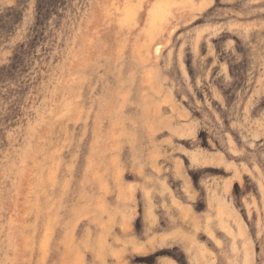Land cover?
<instances>
[{
  "label": "rangeland",
  "instance_id": "rangeland-1",
  "mask_svg": "<svg viewBox=\"0 0 264 264\" xmlns=\"http://www.w3.org/2000/svg\"><path fill=\"white\" fill-rule=\"evenodd\" d=\"M251 263L264 0H0V264Z\"/></svg>",
  "mask_w": 264,
  "mask_h": 264
},
{
  "label": "bare ground",
  "instance_id": "bare-ground-1",
  "mask_svg": "<svg viewBox=\"0 0 264 264\" xmlns=\"http://www.w3.org/2000/svg\"><path fill=\"white\" fill-rule=\"evenodd\" d=\"M172 1H173V0H172ZM128 2H129V1H128ZM163 3H164V2L162 1L161 6L163 5ZM125 4H128V3H125ZM129 4H131V3H129ZM157 4H158V3H157ZM159 4H160V2H159ZM159 4H158V6H159ZM155 5H156V4H155ZM130 6H131V5H130ZM161 6H160V8H161ZM128 7H129V5H128ZM132 7H134V6H132ZM132 7H131V8H132ZM162 7H163V6H162ZM131 8H128V9H129L128 11H127V9L125 8V9H126V12H129V11H130L129 14L132 13V10H133L134 8H133V9H131ZM157 8H158V7H157ZM163 9H164V8H163ZM166 9H167V8H166ZM151 10H153V7H152ZM151 10H150V13H151V12L153 13V11H151ZM156 10H157V9H156ZM156 10H155V11H156ZM167 10H168V9H167ZM133 11H134V10H133ZM126 12H125V10H124L123 14L126 13ZM134 12H135V11H134ZM163 12H164V11H163ZM163 12H162V13H163ZM164 13H165V12H164ZM129 14L127 13V14H125V15H123V16H124V18H125V16H126V17L128 16V19H129V20H132V18H131V19L129 18ZM132 14H133V13H132ZM134 14H135V13H134ZM152 15H153V16H154V15L157 16V12H156V13L154 12V14H152ZM159 15H160V14H159ZM159 15H158V16H159ZM130 17H133V16L130 15ZM159 17H160V16H159ZM159 17H158V18H159ZM162 17H163V16H162ZM153 18H155V17H153ZM160 18H161V17H160ZM122 19H123V17H122ZM125 19H126V20H125ZM125 19H124L125 21H122V20H121V21H122L123 23L126 22V21L130 22L127 18H125ZM150 21H151V20H150ZM153 21H154V20H153ZM128 22H127V23H128ZM113 55H114V53H113ZM112 57H113V56H112ZM113 58H114V57H113ZM116 58H117V57H116ZM114 59H115V58H114ZM121 68H122V67H121ZM120 71H121V70H120ZM124 79H125V78H124ZM128 82H129V81H128ZM126 83H127V82H126ZM126 83H125V84H126ZM121 88H122V87H121ZM121 92H122V91H117L116 93H117L118 95H121ZM110 95H111V94H110ZM117 109H119V108H117ZM112 138H114V137H112ZM52 139H53V138H52ZM51 168H52V166H51ZM50 180H51V179H50ZM32 181H33V180H32ZM48 184H49V183H48ZM47 188H48V187H47ZM44 192H46V190H45ZM44 192H42V193L40 192V194L44 196V195H45ZM47 193H48V191H47ZM47 195H48V194H47ZM50 196H51V195H50ZM50 198H52V197H50ZM48 200L51 202V200H50L49 198H48ZM38 203H39V202H38V199H36L35 202H34V205H35V206H34V205H33V206H34L35 208H37ZM52 203H53V202H52ZM34 207H33V208H34ZM37 209H38V208H37ZM32 215H33V214H32ZM33 217H34V216H33ZM36 218H37V217H36ZM231 235H232V234H231ZM39 238H40V237H39ZM235 240H236V239H235ZM42 245H43V244H42ZM245 253L248 254L247 252H245ZM246 254H245V257H246ZM248 255H249V254H248ZM247 258H248V257H247ZM249 259H250V257H249ZM249 262H250V260H249ZM251 264H252V263H251Z\"/></svg>",
  "mask_w": 264,
  "mask_h": 264
}]
</instances>
